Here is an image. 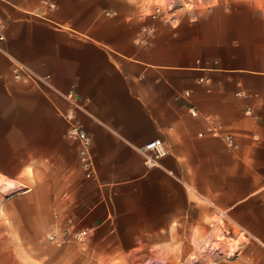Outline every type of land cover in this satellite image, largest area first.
I'll return each instance as SVG.
<instances>
[{
    "label": "crops",
    "instance_id": "0c3cea01",
    "mask_svg": "<svg viewBox=\"0 0 264 264\" xmlns=\"http://www.w3.org/2000/svg\"><path fill=\"white\" fill-rule=\"evenodd\" d=\"M141 4L0 0V264H183L217 209L244 240L214 263L264 264V5ZM68 217L85 240L49 241Z\"/></svg>",
    "mask_w": 264,
    "mask_h": 264
},
{
    "label": "built area",
    "instance_id": "2783aa9c",
    "mask_svg": "<svg viewBox=\"0 0 264 264\" xmlns=\"http://www.w3.org/2000/svg\"><path fill=\"white\" fill-rule=\"evenodd\" d=\"M160 12V6H156L148 11L147 14L151 18H156L160 15ZM2 27L3 23L0 21V38L3 37ZM190 110L193 114L197 112L193 107H191ZM67 117L72 118V115H67ZM67 135L78 141V156L81 167L86 176H91L94 171V161L90 152L92 141L91 134L83 126L77 123H71L67 129ZM226 140L229 144L233 143L231 135H227ZM138 149L143 154L144 163L149 167L158 165L160 159L166 155L168 151L161 138L151 139L138 147ZM232 224L233 222L228 214L222 209H217L210 224V228L214 229L212 236L205 238L206 241L204 242L200 240L191 245L188 253L184 256L185 260L190 261V264H201L203 257H207L208 255L216 257L221 251L223 244H227L229 247L227 249V254H235L237 251L235 247L241 244L244 240V236H239V232L235 234ZM87 235V228L76 226L73 219L70 217L65 220L63 225L55 226L46 233L47 239L55 243H61L67 240L82 242Z\"/></svg>",
    "mask_w": 264,
    "mask_h": 264
},
{
    "label": "rangeland",
    "instance_id": "374dc122",
    "mask_svg": "<svg viewBox=\"0 0 264 264\" xmlns=\"http://www.w3.org/2000/svg\"><path fill=\"white\" fill-rule=\"evenodd\" d=\"M255 1L257 4L261 3L262 5H264V0H255ZM216 2L217 0H138V4L142 3L141 5L145 6V11L147 12L152 10L156 6H160L161 8L160 15H164L167 11H170L176 8L195 9V10L208 9V8H211ZM205 258L209 264H215L214 261L216 260V257L212 255H208ZM144 261L145 259L140 260V264L143 263ZM182 261H183V264H185V262L186 264H190V261H186L185 258H183ZM150 262H151L150 264H165V260L159 257L152 258Z\"/></svg>",
    "mask_w": 264,
    "mask_h": 264
}]
</instances>
